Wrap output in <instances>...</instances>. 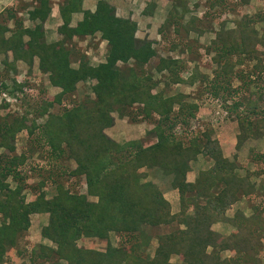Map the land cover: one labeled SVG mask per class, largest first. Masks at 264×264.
Instances as JSON below:
<instances>
[{"label": "trees", "instance_id": "trees-1", "mask_svg": "<svg viewBox=\"0 0 264 264\" xmlns=\"http://www.w3.org/2000/svg\"><path fill=\"white\" fill-rule=\"evenodd\" d=\"M33 1L31 9L26 11L27 18L38 21L28 27L21 25L13 8L0 12L3 63L13 69L16 61L29 66L36 59L37 69L47 76L49 85L60 90L50 100L43 98L35 109L36 118L45 115L41 124L25 115L0 116V149L12 153L17 132L25 130L30 135L38 129L36 138L47 146L50 159L56 161L65 159V156L66 160L74 162L72 169H63L56 174H64L70 179L82 178L84 191H77L73 185L70 190L52 177L49 183L54 184L55 193L50 198H45L44 192H38L34 199L24 201L20 184L11 187L7 181L8 177L13 181L23 179L19 166L25 161L24 155H0V264L7 249L15 247L27 231L32 213L46 214L47 220L40 227L39 235L53 246L38 244L31 249L28 262L20 264H169L173 255H177L183 264L247 263L248 251L254 250L258 243L256 238L253 242L249 239L252 236L249 226L243 228L236 219L248 223L249 218L240 211L229 219L223 213L239 197L252 192L254 184L247 176L235 172L238 166L221 154L218 142L209 137V127L205 126L201 131L190 130L188 119L195 116L196 104H183L177 94L164 96L162 90L152 92L156 83L149 73L143 74V66L156 55L151 41L135 38V22L115 16L113 7L103 0L96 2L92 12L80 10L81 0H63L58 6L61 24L57 32L60 38L48 43L41 22L49 12L50 2ZM239 2L245 4L247 0ZM175 8L171 6L167 10L159 33L170 25L174 28L177 19H170L175 18ZM76 11H81L82 17L70 26L71 13ZM6 19L13 20L11 28L6 27ZM237 28L239 43L229 44L230 31L227 39L217 37L220 48L229 45L233 51H238L241 46V54L253 53L255 59L260 55L264 57V34L258 43L246 26ZM95 33L106 41L103 62L91 66L77 51L75 61H71L74 37L83 39ZM257 47L261 50L258 51ZM6 52L11 54L10 63ZM214 55V62L222 58V52ZM129 61L132 67L119 68L120 64L125 66ZM71 62L76 65L72 66ZM176 65L177 60L171 56H160L154 70L166 71L167 79L174 84L183 81L176 72L179 69ZM220 68L219 73L224 75L231 69L224 62ZM199 74L197 68L193 69L186 82L192 83ZM86 78L95 81L90 87L92 98L72 99L60 112L47 114L52 102H61L64 95L75 90L77 82ZM224 79L221 78L223 85L218 81L214 83L215 79L210 80L207 89L221 107L234 112L238 128L235 148L238 149L247 137L249 114H255L253 110L246 114L244 110V114H240L239 110L248 109V105L254 102L244 85L230 88V79ZM29 83L24 76L8 88L0 80V93L14 96L15 91L24 94L26 90L34 91V86ZM38 91L43 94L40 88ZM29 100H33V93L26 102ZM1 103L3 107L7 105L4 100ZM174 105L176 110H173ZM112 111L133 122L153 123L150 130L155 134V141L143 146L136 140L119 144L109 138L103 130L113 122ZM184 126L187 130L183 129ZM198 153L209 156L212 165L199 170L193 182H186L188 163ZM259 155H253L252 161ZM44 163L37 167L44 165L43 168H48L49 163ZM151 169L157 170L156 178L141 182L147 175L145 171ZM48 176L42 178L40 186ZM166 187L177 191L179 208L175 213L170 212L169 204L163 198L162 190ZM261 210L264 211V206ZM215 221H230L233 232L227 236L213 232L209 227ZM162 226L169 230L156 234L152 255H144L143 249L149 240L146 229ZM151 227L153 229H149ZM110 233L118 236L117 244H110ZM82 238L102 241L104 247L96 249L79 245ZM225 249L233 251V256L221 257L220 253Z\"/></svg>", "mask_w": 264, "mask_h": 264}, {"label": "rangeland", "instance_id": "rangeland-1", "mask_svg": "<svg viewBox=\"0 0 264 264\" xmlns=\"http://www.w3.org/2000/svg\"><path fill=\"white\" fill-rule=\"evenodd\" d=\"M159 2H162L164 7L156 2V5L159 7L157 11L152 14L149 21L148 19L142 18L143 22L137 23L136 19L135 24L137 25L134 31L135 38L151 41L156 52V55L143 66V74L149 73L152 81L156 83V87L152 89V92L162 90L164 96L177 94L178 97L181 98L183 104H196L197 109L194 113L195 116L188 119V127L190 130L201 131L207 126L211 129L209 133L210 139H212V136H217L221 142L225 138V135H223L224 138H221V133L223 132L221 129L225 127L227 131L233 129L234 132L238 133L237 122L235 120L236 118L233 116L234 112H228L221 106L220 108L217 107L219 101H215L216 98L213 97L207 89V86H209L208 82L215 79L214 83L218 81L223 85L224 81L221 80L223 77V79L225 78L226 80L230 79L228 83L230 88L244 85L251 94L249 97L254 103L249 104L247 107L248 109L239 110L240 114H244V110H246L245 114L249 110H253L255 113L253 115L249 114V126H247L246 130L247 137L242 141L238 150L234 151L235 153L233 154H229L226 158L230 161H234L238 166L235 172L241 176H247L249 181L254 184V188L252 192L247 195L241 194V199L236 200L238 201L237 204L233 206L231 210L230 205L228 207L229 210L227 208L223 214L227 219L233 218L235 214L234 211H236L235 209L238 206L240 207L239 211L242 212L244 217L249 219L247 221L248 223H246L245 220L236 219V222H238L237 224L243 228H246L248 225L252 231V236L249 239L253 242L256 238L255 242L259 244L254 246V250L248 251L246 255L247 263L245 264H250L253 260L256 264H264V211L261 210L264 206V114H262L264 113V57L260 55L259 57L257 56L258 59H255L253 53L252 55L249 53V56L247 54H241V46H238V51H233L229 45L221 49L220 43L217 40V37L227 39L230 31H232L229 37V44L239 43L237 26L242 25L246 26V28L251 31L249 33L260 43V39H262V35L264 34V0H247L245 4H241L239 0H159ZM171 6L176 7L174 10L176 14L175 18H171L170 20L177 19V23L173 24L174 28L170 25L165 28L162 33H159L160 31H158V29H160L159 27L167 16V10ZM127 19L130 20L129 18ZM5 36H7V32ZM73 43L74 55L71 56V61H75L74 59L77 56L75 51H77L84 55V62L94 66L101 62L99 59L103 60L106 54V41L100 39L99 33L86 36L83 39H76ZM67 46L71 47L69 45ZM257 49L258 51L261 50L260 47H257ZM216 52H222V58L220 61L214 62L212 58L215 56L214 54ZM100 53L102 55H100ZM6 56L7 62L10 63L11 54H6ZM160 56H171L177 60L176 66H179V69H177L176 72H179L180 78L183 80L182 82L176 84L170 83L167 79L168 75L166 71L156 72L154 70V66ZM3 58L4 56L0 53V80H3L8 88L13 87L15 80L20 81L22 77L27 76V80L30 82L29 84H32L35 89L30 92L26 90V94H24V92L20 93L15 91V100L7 102L5 107H3L1 103L4 99H0V116L5 114L16 117L25 115L29 120L34 118L36 124H41L43 119H45V115L41 118H36L37 114L35 109L38 108L39 102L43 98L48 97L50 100L60 89L49 85L47 76L37 69L36 59H33L32 64L29 66L21 61H16L12 69L3 63ZM223 62L231 67L230 72H227L225 75L219 73ZM71 63L72 66L76 65L74 62ZM127 64L128 65L125 66L120 64L119 68L126 70V67H132L131 61ZM195 68H197L200 74L189 84L186 81ZM201 75L204 78H200ZM239 75H241V78ZM94 82L95 81L91 78H86L77 82L75 84V90L71 94L64 95L59 103L52 102V105L47 109V114H49V112H60L64 104L69 103L72 99L79 101L86 96L92 98L93 95L90 87ZM167 82L169 83L167 84ZM37 88L43 90V94H40V91H38V93ZM32 93L33 100L36 101L29 100V102H26L27 99L31 97ZM31 110H33L34 113ZM173 110H176V105L173 106ZM110 115L113 118V122L111 126L104 128L103 131L112 140L117 139V143L120 144L129 140H136L141 145L146 146L155 141V134L150 130L153 123L151 124L147 121L133 122L129 120L127 116H120L117 111H112ZM118 120H122V122H124L123 124L131 126L141 124L144 128L140 126L137 127V132L132 131L136 133V135L132 133L130 136L126 134L122 136L125 127H118V125H116L118 124L117 122H119ZM260 124H262V126H260ZM183 129L187 130V127L184 126ZM213 131L215 133L214 135H212ZM38 135V129L30 135L27 134L25 130H21L17 132L13 138L14 151L12 153L0 149V155H14L17 157L19 154H23L25 157L24 163L19 166L23 179L21 181H13L8 177L7 181L9 182V186L14 187L15 184H20L22 187L21 195L24 201L34 199L38 192H44L45 198H50L55 193L54 184L51 182L49 183L52 177L64 187L70 188V190H72L71 187L74 186L77 191L83 192L84 185L82 178L70 179L64 174H56L63 169H72L74 167V162L70 159L66 160L65 156H63L65 159L56 161L50 159L47 146L40 138H36ZM221 144L224 145V142ZM234 149L236 150L235 147ZM221 154L225 155V152L221 150ZM257 154H260V157L252 161L251 157ZM201 155L210 159L207 155ZM44 162L49 163L48 168H43L45 165ZM210 162L212 165L211 159ZM38 164H44L43 166L41 165L43 169L37 167ZM49 172L52 173L48 176ZM145 172H147V175L144 179H141V182L156 178V169L146 170ZM47 176L48 178L46 181L43 180V184L40 186L39 183L42 181V178ZM168 188L169 187H166L162 191ZM87 198L89 200H95L94 197ZM252 206L256 207L252 208ZM29 218L30 225L27 231L18 239L16 246L13 247L14 249L8 250L4 264L28 262L27 259L30 256L31 249L40 244L37 241L40 236L39 229L45 224L47 216L45 217V214L32 213ZM216 222L220 221H215L212 224L214 225ZM225 223L231 226L230 221H225ZM232 228L233 227L228 228L229 233H231ZM149 229L153 228L151 227ZM168 230L167 226L156 227L149 231L146 229L147 235H149V240H147L148 244H150V242L153 244L156 243L155 235L160 234V232H167ZM227 235L228 233L223 236ZM256 235H258V237H255ZM42 244L53 246L52 243L47 240H44ZM103 246L104 242L98 244L99 248ZM225 254H229V252L222 251L220 256L226 257L227 255Z\"/></svg>", "mask_w": 264, "mask_h": 264}, {"label": "crops", "instance_id": "crops-1", "mask_svg": "<svg viewBox=\"0 0 264 264\" xmlns=\"http://www.w3.org/2000/svg\"><path fill=\"white\" fill-rule=\"evenodd\" d=\"M62 1L63 0H49V2H50L49 12L46 15L45 19L41 22L42 29L44 32V39L48 43L55 42L60 38V35L57 32V27L61 24V18L59 15L58 6L62 3ZM97 1L98 0H81L80 10H88V11L92 12L95 8V4ZM103 1L107 2L109 5H111L113 7L115 16L121 17V18H129L131 21H134V22L137 19V23H140L141 21L143 22L142 18L148 19V21H149L152 14H154V12L157 11V9L159 8L156 5V2L159 3L161 6H163L162 2H159V0H103ZM33 3H34L33 0H0V12H4V10L7 8H13V10L15 11L16 17L18 19H20V21H21V25L23 27H28V26H31L34 22L38 21V20L30 21L27 18L28 16H27L26 11L28 9H31ZM81 17H82L81 11H76V12L71 13L69 25L74 26L81 19ZM4 22H5V25L7 28L12 27V24H13L12 19H6V20H4ZM23 38L25 39V37H23ZM76 39H79V38L74 37V41ZM6 54L10 55L9 52H6ZM1 55H3V54H1ZM100 55H102V54L100 53ZM103 60H104V57H103ZM103 60L99 59V61H101V62H103ZM118 121H119V122H117L118 124H116V125H118V127H120V126L125 127V131L123 132L124 134H122V136L125 134L127 136L132 135V133L134 131L137 132V129H138L137 127L141 126V124H135V125L131 126V125L123 124L124 122H122V120H118ZM141 127L144 128L143 125ZM221 130L223 131L221 133V138H224L223 135H225V138L222 141V142H224V145L221 144L222 142L217 138V136H212V139L217 140V142L220 146V149L223 150V152H225V155H227V156H225L223 154V156L228 157L229 154H233V153H235L234 151L238 150V149H236V150L234 149V147H235V135L237 134V132H234L233 129L230 131H227V130H225V127L222 128ZM133 134L136 135V133H133ZM214 134L215 133L213 131L212 135H214ZM114 141L117 142V139ZM210 165H211L210 159L208 157L203 156V155L198 153L193 160L189 161V170L185 173V181L186 182H193V180L197 176L198 171L204 170V169L208 168ZM162 195H163V198L169 204L170 212L175 213L179 208L178 194H177L176 189H173L170 187V188L162 191ZM239 199H241V198L239 197L238 200ZM237 202L238 201L233 203V205L231 204L230 210L233 206H235L237 204ZM239 209H240V207L238 206L235 210L239 211ZM228 210H229V208H228ZM236 211H234V213ZM45 217H46V214H45ZM228 217H231V216H228ZM230 227H233V226L232 225L228 226V224L225 222H216V223H214V225L212 224L209 228L213 232H216L220 235H226L227 233L229 234L228 228H230ZM231 232H233V228H232ZM144 234H146V232H144ZM44 240L45 239H43L39 236L37 241H38V243H43ZM108 240H109L111 245H115L118 243L119 239H118V236L116 234L110 233L108 235ZM101 242L102 241H98L94 238H82V239H79V241H78L79 245H83L85 247L103 249L104 246L102 248L98 247V244H100ZM155 245H156V243L153 244L152 242H150V244H147V246L143 249V254L147 255V256H151ZM10 249H14V248H10ZM8 250L9 249H7L6 254H7ZM224 251L229 252V254H225V255H227L226 257H232L233 256V251L228 250V249H225ZM5 258H6V256H5ZM4 260H6V259H4ZM253 261L250 264H256V262L254 261V263H253ZM4 262L5 261H3L2 264H4ZM169 264H183V262L179 259V257L177 255H173L169 258ZM257 264H259V263H257Z\"/></svg>", "mask_w": 264, "mask_h": 264}, {"label": "built area", "instance_id": "built-area-1", "mask_svg": "<svg viewBox=\"0 0 264 264\" xmlns=\"http://www.w3.org/2000/svg\"><path fill=\"white\" fill-rule=\"evenodd\" d=\"M0 99H4V101H6V103L7 102H10V101H14L15 100V95L14 96H9V95H7L6 93H0ZM215 101H217V98L215 99ZM218 105H217V107H219L220 108V104H219V102L217 103ZM216 105V104H215Z\"/></svg>", "mask_w": 264, "mask_h": 264}]
</instances>
